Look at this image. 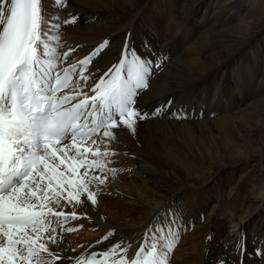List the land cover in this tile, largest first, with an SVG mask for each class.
<instances>
[{"label":"bare ground","instance_id":"1","mask_svg":"<svg viewBox=\"0 0 264 264\" xmlns=\"http://www.w3.org/2000/svg\"><path fill=\"white\" fill-rule=\"evenodd\" d=\"M44 7V39L60 54L74 49L65 64L105 38L114 41L90 66L89 84L117 62L125 35L139 54L167 56L140 107L151 111L171 100V109L189 116L138 122L135 135L115 131L109 167L119 171L99 190L95 208L85 200L75 209L89 218L65 225L82 228L58 230L57 244L48 246L62 257L56 264L120 241L129 259L141 242L151 244V229L144 237L149 224L179 231L169 264H216L241 230L247 252L240 264H255L248 253L264 236V0H72L71 8L44 0ZM70 11L78 22L64 25ZM176 210L182 218L173 221ZM109 231L114 235L97 244ZM236 259L229 255V264Z\"/></svg>","mask_w":264,"mask_h":264},{"label":"snow or ice","instance_id":"2","mask_svg":"<svg viewBox=\"0 0 264 264\" xmlns=\"http://www.w3.org/2000/svg\"><path fill=\"white\" fill-rule=\"evenodd\" d=\"M54 3L57 8L72 7V0ZM46 13L44 0H0V264H56L62 259L48 247L57 244L58 230L72 233L82 228L65 225L88 219L86 211L78 214L75 209L85 200L95 208L99 190L109 175L115 177L119 171L109 167L116 155L109 147L116 130L135 135L138 122L150 118L165 114L177 120L189 118L185 109H171V100L151 111L140 107L167 56L141 55L125 35L117 46V62L89 84L94 75L90 66L109 54L114 41L105 38L62 67L74 49L60 54L44 39ZM78 19L70 11L63 23L76 24ZM170 215L173 221L182 218L178 210ZM150 229L155 233L151 244L141 242L130 260L124 255V241L67 260L169 264L179 231L165 234L149 224L145 241ZM113 235L109 231L96 243ZM224 248L216 264H229V255L237 257L233 264H240L239 257L247 252V235L237 231L234 245L228 242ZM248 254L258 258L255 264H264V236L255 238Z\"/></svg>","mask_w":264,"mask_h":264},{"label":"rangeland","instance_id":"3","mask_svg":"<svg viewBox=\"0 0 264 264\" xmlns=\"http://www.w3.org/2000/svg\"><path fill=\"white\" fill-rule=\"evenodd\" d=\"M110 165H112V164H110ZM121 178H125L126 179V182H128V179L127 178H129V177H121ZM202 206H203V208H204V210H205V206H206V204H202ZM97 227H96V229H95V231L93 230V231H91V232H93V234L92 235H94V234H96V233H98L97 231ZM63 233H59V235H62ZM98 236H100V235H98ZM97 237V236H96ZM96 237H94V238H96ZM98 238V237H97ZM75 248V249H74ZM76 247H73L72 249H71V251H76ZM175 250V249H174ZM173 254H171V256H172Z\"/></svg>","mask_w":264,"mask_h":264}]
</instances>
